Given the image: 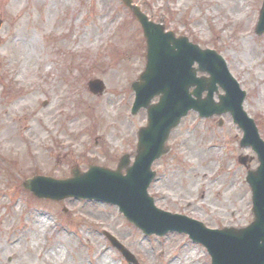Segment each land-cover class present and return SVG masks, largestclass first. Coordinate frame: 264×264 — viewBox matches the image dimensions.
Returning a JSON list of instances; mask_svg holds the SVG:
<instances>
[{
	"label": "rangeland",
	"instance_id": "1",
	"mask_svg": "<svg viewBox=\"0 0 264 264\" xmlns=\"http://www.w3.org/2000/svg\"><path fill=\"white\" fill-rule=\"evenodd\" d=\"M134 1L177 37L224 57L264 139V35L255 34L263 0ZM0 20V264H53L52 249L65 254L60 264H98L103 253L111 264H129L106 231L139 264L185 261L189 252H197L196 264H212L187 235L147 237L115 206L38 200L22 188L37 174L63 179L74 166L115 170L124 154L134 156L147 114L131 115V85L145 68L146 41L130 11L119 0H0ZM95 79L106 86L102 96L88 89ZM241 138L230 115L206 120L191 113L174 130L170 153L153 166L156 205L212 229L249 225L248 169L238 158L253 157L252 169L258 162L240 148ZM41 216L50 226L34 246Z\"/></svg>",
	"mask_w": 264,
	"mask_h": 264
},
{
	"label": "water",
	"instance_id": "2",
	"mask_svg": "<svg viewBox=\"0 0 264 264\" xmlns=\"http://www.w3.org/2000/svg\"><path fill=\"white\" fill-rule=\"evenodd\" d=\"M121 1L139 22L147 43L145 70L132 84V114L145 109L148 125L138 132L133 165L131 156L125 155L116 171L91 166L87 172H81L76 166L69 179L38 176L26 180L25 189L37 198L57 202L73 198L116 205L146 236L188 234L193 242L207 248L212 264H264V142L254 120L244 111L246 93L217 52L203 50L185 37L176 38L173 32L165 31L164 25L150 21L133 0ZM255 32L259 36L264 34V2ZM199 72L209 76L198 77ZM89 87L95 95L105 91L100 80L90 82ZM215 94L219 102L215 101ZM156 97L158 103L152 104ZM191 111L200 118L230 114L244 132L241 148L251 147L258 156L259 167L250 170L246 179L252 190L254 215V222L248 227L208 229L201 222L158 209L148 193L157 176L152 171L153 163L168 154L166 143L171 133ZM239 161L247 166L251 159L245 156ZM109 239L128 262L138 264L119 242L110 236Z\"/></svg>",
	"mask_w": 264,
	"mask_h": 264
},
{
	"label": "bare ground",
	"instance_id": "3",
	"mask_svg": "<svg viewBox=\"0 0 264 264\" xmlns=\"http://www.w3.org/2000/svg\"><path fill=\"white\" fill-rule=\"evenodd\" d=\"M11 129L9 128L8 130H6V133H5V136L6 138H9V133H10ZM12 142L17 145L18 144V141L15 140V139H11ZM35 226L38 227V229H34L32 231V235L30 237L31 239V243L34 245V246H37V244L39 243V238L40 236L43 234V230L44 229H47L49 228L50 224L49 222L43 217H39L37 218V221L34 222ZM24 240H26V236L23 235L22 236ZM57 249V248H56ZM189 256L186 257L185 261L183 260H174L172 261L171 264H183V262L185 263H191V264H196L195 262V259L196 258H199L197 252H189ZM52 254V255H51ZM52 256V257H57V259L55 261H53V264H60L61 262L64 261V258H65V254L60 250V251H57L55 249H52L51 252L48 253V256ZM187 254H185L184 256H186ZM111 259L109 258V256L106 255V253H103L102 254V257L100 259V262L98 264H111Z\"/></svg>",
	"mask_w": 264,
	"mask_h": 264
}]
</instances>
